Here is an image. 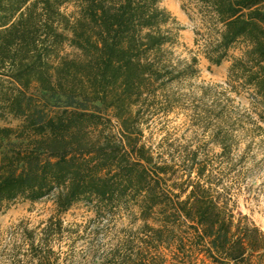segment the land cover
<instances>
[{
  "label": "trees",
  "instance_id": "trees-1",
  "mask_svg": "<svg viewBox=\"0 0 264 264\" xmlns=\"http://www.w3.org/2000/svg\"><path fill=\"white\" fill-rule=\"evenodd\" d=\"M160 1L0 0V120H20L0 126V208L48 196L58 213L78 203L108 212L133 205L149 229L148 264H165L159 249L171 240L185 253L173 264H192L198 247L216 264H251L245 254L263 249L264 235L246 224L237 232L207 165L176 178L174 165L142 141L147 98L198 71L196 57L173 61L174 19ZM193 1L204 10L205 58L219 65L242 43L229 82L250 89L264 110V0ZM65 45L72 55L62 53ZM222 123L213 137L228 155L233 137ZM67 229L51 217L41 234ZM26 234L31 248L47 247ZM51 251L36 253V264H58Z\"/></svg>",
  "mask_w": 264,
  "mask_h": 264
},
{
  "label": "rangeland",
  "instance_id": "rangeland-1",
  "mask_svg": "<svg viewBox=\"0 0 264 264\" xmlns=\"http://www.w3.org/2000/svg\"><path fill=\"white\" fill-rule=\"evenodd\" d=\"M160 6L174 19L170 28L176 40L169 47L173 61L196 57L198 71L169 83L156 98H147L139 110L142 141L159 162L174 165L176 178H185L189 170L194 178L198 164H206V173L235 216L237 232L246 224L264 235V110L254 103L250 89L234 88L228 78L232 59L241 55L243 44L230 48L219 65L210 64L203 53L207 38L203 7L193 0H161ZM71 9L68 6L66 11ZM62 53L72 55L74 50L65 45ZM219 118L223 131L233 137L228 155L221 154L213 137ZM19 123L11 117L0 120V126ZM51 217L60 218L68 231L49 237L41 234ZM184 229L180 224L177 235ZM27 231L33 232L35 245L43 238L47 247L31 248ZM149 238V229L133 205L108 212L78 203L58 213L53 196H48L37 201L19 198L0 208V264H36L34 255L48 254L50 248L58 264H148ZM164 246L159 250L165 264L175 263V256L185 257L175 241L169 248ZM248 255L251 264L264 263V248ZM191 257L192 264H216L202 247Z\"/></svg>",
  "mask_w": 264,
  "mask_h": 264
}]
</instances>
